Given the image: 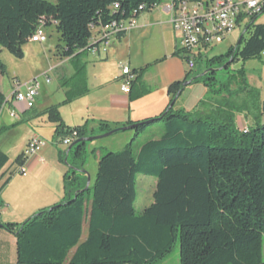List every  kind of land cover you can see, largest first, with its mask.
<instances>
[{
  "label": "trees",
  "instance_id": "trees-1",
  "mask_svg": "<svg viewBox=\"0 0 264 264\" xmlns=\"http://www.w3.org/2000/svg\"><path fill=\"white\" fill-rule=\"evenodd\" d=\"M160 3L0 0L1 49L22 60V46L42 23L44 31L52 27L59 36L57 52L69 59L73 70L71 77L60 80V87L66 89L64 101L43 112L54 125L55 145L76 134L68 152L57 151L58 160L67 167L64 200L20 225H2L16 237L17 264H161L177 243L179 264H264V101L255 127L244 129L233 122L234 114L246 109L227 103L211 111H219L222 118L201 112V102L193 112L175 109L187 81L202 84L208 100L229 91L235 80L248 89L243 68L224 84L210 69L216 65L221 70L225 65L222 70H227L231 64L264 53V24L256 23L264 10L250 19L239 45L221 56L204 61V57L197 58L194 70L168 87L170 101L162 113L123 126H134L130 130L134 138L157 123L163 125V131L159 139L143 143L135 155L130 145L100 155L94 183L84 191L86 177L79 171L85 165L84 140L93 133L87 124L66 127L58 109L87 93L82 57L90 49L91 27L134 19ZM124 35L119 33L116 39ZM173 56H180L179 50ZM203 72L207 73L201 76ZM5 73L0 61V74ZM4 102L0 93V110ZM111 131L123 132L100 124L98 134ZM8 161L0 151V193L26 160L22 153L7 166ZM136 175L156 180L152 203L139 215L134 210ZM84 225L87 234L81 241Z\"/></svg>",
  "mask_w": 264,
  "mask_h": 264
},
{
  "label": "crops",
  "instance_id": "crops-1",
  "mask_svg": "<svg viewBox=\"0 0 264 264\" xmlns=\"http://www.w3.org/2000/svg\"><path fill=\"white\" fill-rule=\"evenodd\" d=\"M165 5L166 2H161L149 12L139 14L133 19L135 28L125 33L120 40H113L106 52L93 53L89 49L82 57V61L86 64L87 93L59 107L60 118L66 127L73 128L87 124L88 130L95 136L98 135L100 124H106L109 129L122 128L127 123L153 118L164 111L170 101L167 94L168 87L184 80L187 74L184 60L180 56H173L174 51L179 50V39L175 37L177 34L170 24ZM53 31L52 27L45 29L47 40L45 43H39L44 52L46 50L49 52L44 46L50 41ZM155 34L166 40L163 50L154 54L133 52V46L137 41H145ZM58 45L60 42L55 45L52 58H47L45 73H55L60 82L61 79L71 77L73 70L69 59H62L59 56ZM120 65L128 66L134 74L128 94L121 92ZM6 75L7 73L0 74V93L7 99L11 97L12 81L19 80L14 73L8 78ZM46 85L40 88L32 109H26L24 105L16 103L12 98L9 99L0 117V137L11 135L19 125L26 124L30 129L28 134L23 135L26 146L33 136L42 139V136L38 135L39 127L40 129L47 127L50 133L54 132V125L47 121L43 112L51 106L62 103L66 89L60 87L55 93L58 97L55 100ZM40 95L43 97L41 100ZM207 96V89L201 84L187 85L176 102L175 109L193 112L201 102L202 108L212 111L216 106H213ZM11 110L16 112L15 119H10L8 116ZM5 142L2 140L1 145L4 146ZM11 163L13 160L9 159L7 166ZM24 169L26 176L17 182V187L9 190L13 184L11 178L0 193L1 225H20L40 210L53 207L64 200L63 176L67 169L58 160L57 152L53 153L52 148L45 144L35 156L26 160ZM17 217L20 219H16ZM9 237L0 228V264H14L16 242L10 243Z\"/></svg>",
  "mask_w": 264,
  "mask_h": 264
},
{
  "label": "rangeland",
  "instance_id": "rangeland-1",
  "mask_svg": "<svg viewBox=\"0 0 264 264\" xmlns=\"http://www.w3.org/2000/svg\"><path fill=\"white\" fill-rule=\"evenodd\" d=\"M46 1L50 3H55V0ZM256 23L264 24V13L259 17ZM242 32L243 29L236 28L231 33L226 35V38L221 44L212 45V48L209 50V53H207V57L202 58L203 61L207 58L210 59L216 56L224 55L229 49L234 48ZM161 37L155 34L152 35L151 38H147L145 41H137L136 44H134V48L132 50L133 52H141L143 54H154L159 50H163L165 48L166 40ZM175 37L179 39L178 35H176ZM58 38V35L53 31L50 41H48L44 46L45 48L49 49V52L47 50L46 52H44L39 43H26L22 46V52L24 56L22 60L15 59L7 51L0 48V61L5 66V69L7 71L6 78L10 77L14 73V75H16L21 84H27L32 80L36 79L38 80L42 88L44 86V75L48 74L45 73L48 65L47 58H52V55L54 54V47L55 45L59 44ZM184 64L186 68V62H184ZM224 67L225 65L222 66V68ZM222 68L220 70L215 65L213 66V68L210 69L216 72L215 78L217 81H219V83L224 84L230 78L231 75H236V71L243 68L245 72V79L248 84V89L245 91L241 84V81L235 80L234 83H230L229 91H224L221 95H217V97H214L215 95L209 97V100H211L213 106H216L212 108V110L215 111L217 110L216 108L222 109L221 107L224 103L230 104L235 109H246V111H243L241 113L237 112L234 114L233 123L238 129L255 127V124L257 123V118L259 117L260 113V104L264 101V53H262L259 58L248 60L244 63L236 62L234 64H231L227 70H222ZM186 71L188 72L187 69ZM48 77L50 79V85H46V88L49 89V92L53 94V99L56 100L58 99V97L55 93L60 88V82L58 81L55 73L48 74ZM42 98V95H40L39 99L41 100ZM200 111L209 114V116L211 117L222 118V115L218 114L219 111H217V114H215V112H211V110L209 109L205 110V108H201ZM28 131H30L29 126L26 124H21L18 128H15L13 134L3 135L0 137V149L4 153H6L9 159H12L14 161L21 154V152L24 151L25 146L23 141V135L28 134ZM162 131L163 125L161 123H157L147 128V130L144 133L140 134L137 138H134L132 131H125L87 143L85 147L84 168L90 180V187L93 185L96 177L97 162L100 155L105 154L107 152L115 153L121 151L128 145H130L131 151L133 155H135L137 149L143 143H146L147 141L153 139H159L162 135ZM38 132V135H40V137L42 136L41 138L43 140H41L44 141L47 147L52 148L53 153H56L57 151L64 152L67 149V147H65L61 143H59L58 145L54 144V141L52 139L54 132H51V135L50 130H48L47 127H42L41 129L39 127ZM103 134H98L93 137H98ZM2 140L6 141L4 146L1 145ZM64 166L66 167V165ZM11 178L13 180V184L11 185L9 190H12V188L17 187V182L21 180L22 176L17 173L14 174ZM155 186V179L151 177L136 175V201L134 203V210L136 215L141 214L142 211L152 203V195L155 191ZM16 219L20 218L17 217ZM6 234L10 236V243L13 241L16 242V237L13 234L8 232H6ZM86 234L87 227L86 225H84L81 241L85 239ZM11 246L13 245L11 244ZM14 252L16 255V249H14ZM178 256L179 244L177 243L174 246L172 252L168 254V256L164 259L161 264H179ZM262 260L264 262V241ZM14 264H17L16 258Z\"/></svg>",
  "mask_w": 264,
  "mask_h": 264
},
{
  "label": "built area",
  "instance_id": "built-area-1",
  "mask_svg": "<svg viewBox=\"0 0 264 264\" xmlns=\"http://www.w3.org/2000/svg\"><path fill=\"white\" fill-rule=\"evenodd\" d=\"M166 2L165 10L169 14L170 24L174 32L179 36L180 56L186 62L188 71L194 70L195 60L199 57H207V53L212 45L223 42L226 35L234 29L245 30L246 25L252 17L264 10V0H207L201 3H191L183 0H161ZM117 8V6H115ZM135 28L133 19L122 22H111L98 29L91 27L93 36L90 42L97 45L91 51L93 53L106 52L113 40L119 33H127ZM242 32V33H243ZM47 40L43 24L35 30L30 37L31 43H45ZM120 76L122 79L121 92L128 94L134 74L128 66L120 65ZM44 84H49L50 79L44 75ZM41 86L38 80L34 79L27 84H21L17 80L12 81L11 97L5 99V103L0 110L1 113L9 99L24 105L26 109H32L35 99ZM10 119L16 118L14 110L9 111ZM76 138L72 133L70 138L64 139L62 144L67 147ZM45 143L38 137H31L23 151V157L27 160L35 156ZM26 163V161H25ZM25 164L19 168L18 174L26 176ZM2 206L0 205V212Z\"/></svg>",
  "mask_w": 264,
  "mask_h": 264
},
{
  "label": "water",
  "instance_id": "water-1",
  "mask_svg": "<svg viewBox=\"0 0 264 264\" xmlns=\"http://www.w3.org/2000/svg\"><path fill=\"white\" fill-rule=\"evenodd\" d=\"M242 36H243V33L240 35V37H239L238 42L236 43V45H239ZM205 74H206V72H204L203 74H201V76H203ZM190 83H191V81H187V82L184 83V86H187ZM133 128H134V126L122 127V128H120V130L123 131V132H125V131H130ZM114 132L115 131H111V132H108V133L103 134V135L98 136V137H91V138H88V139L84 140V142L89 143V142H92V141H95V140H98V139L106 138V137H109V136L113 135ZM71 147H72V145L67 149V152L71 149ZM79 172L86 177V186L84 188V191H86L89 188V185H90L89 177H88L87 173L84 170H80ZM1 227H2V225L0 224V228Z\"/></svg>",
  "mask_w": 264,
  "mask_h": 264
},
{
  "label": "bare ground",
  "instance_id": "bare-ground-1",
  "mask_svg": "<svg viewBox=\"0 0 264 264\" xmlns=\"http://www.w3.org/2000/svg\"><path fill=\"white\" fill-rule=\"evenodd\" d=\"M46 33V32H45ZM47 36V35H46ZM90 43V49L92 50L93 48H96L97 47V45H93L91 42H89ZM48 75V74H47ZM38 96V95H37ZM6 99V98H5ZM5 103V102H4ZM4 105V104H3ZM61 144H62V142H61ZM69 146V145H68Z\"/></svg>",
  "mask_w": 264,
  "mask_h": 264
}]
</instances>
